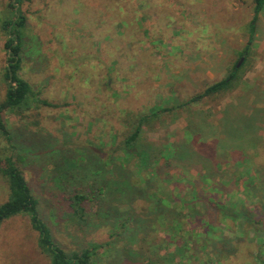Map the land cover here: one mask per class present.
Returning <instances> with one entry per match:
<instances>
[{"label":"rangeland","instance_id":"obj_1","mask_svg":"<svg viewBox=\"0 0 264 264\" xmlns=\"http://www.w3.org/2000/svg\"><path fill=\"white\" fill-rule=\"evenodd\" d=\"M9 1L0 0V23L10 16ZM253 6V0L22 2L20 76L56 106L22 114L8 109L2 116L24 154L18 166L62 248L101 243L94 264H264V63L256 68L254 61L263 51L246 49ZM5 38L0 28V101ZM242 56L231 90L180 105L227 77ZM141 117L146 169L136 154L122 156L124 139ZM5 142L0 135L1 155L9 153ZM187 142L198 160L160 167L162 160L153 161ZM203 158L213 160L216 184L201 183L208 172ZM98 168L106 182L123 168L143 189L130 201L128 229L118 226V217L80 228L65 214L66 196L90 188ZM210 184L217 191L210 192ZM148 191L166 203L153 209ZM7 193L0 177V203ZM174 218L178 225L170 223ZM139 220L145 231L136 228ZM36 240L27 216L5 220L0 264H49Z\"/></svg>","mask_w":264,"mask_h":264},{"label":"trees","instance_id":"obj_2","mask_svg":"<svg viewBox=\"0 0 264 264\" xmlns=\"http://www.w3.org/2000/svg\"><path fill=\"white\" fill-rule=\"evenodd\" d=\"M23 1L24 0H10V16L4 18L0 23V28L6 35L3 43V48L6 53V65L3 71V79L6 84V89L3 99L0 101V135L4 137L6 149L9 151L8 155L0 154V177L5 182L8 192L6 199L0 203V225L5 220L14 216H27L30 227L37 233V247L40 252L48 258L49 264H94L97 250L102 247L101 243L91 242L80 249H64L55 240L51 229L42 217L39 200L33 195L23 171L18 166V161L22 162L24 159L22 150H19V142L12 130L6 126L3 120L2 114L8 109L22 114L38 105L56 106L45 99L37 97L31 85L20 76L23 59L24 30L26 27V17L20 10V5ZM253 2V13L248 23L250 37L246 49H248L255 31L258 13L264 5V0H253ZM243 58L242 56V60ZM237 63L238 61L234 63L233 71L227 77L213 82L205 87L203 91L189 97L180 105L196 104L204 97L231 90L235 85L236 71L239 69V67L236 66ZM240 64L242 65L243 62ZM154 113L156 112L154 111L153 114ZM145 119L146 117L139 118L135 128L124 139L122 156L126 158L127 156L136 154L138 165H143L146 169L150 162V153L147 150V145L142 143L140 135L142 130L141 126ZM191 130L193 131L194 128ZM148 144L149 147L152 146V144ZM180 147L181 148L175 150L174 153L166 148L165 151L162 152L163 155L154 158L153 161L158 164L159 161L162 160L158 165L160 167L166 166L167 161L188 160V162H190L195 159L190 143L187 142V144L181 145ZM149 150L151 149L149 148ZM118 160L120 163L119 166H123L120 157ZM203 160L207 162L208 172L202 176L201 183L204 184L205 180L215 182L216 184L215 169H213L214 167L211 165V161L213 160L209 158H203ZM109 163L110 161L106 164ZM117 170H121L117 179L112 182H106L100 177L103 175L102 168H98L95 172H92L94 175H92L93 177L91 180L88 179L87 175L85 177V179L89 180L91 183L90 188L84 189L83 187L80 191L73 190L72 193L66 196L67 211H65V214L71 222L76 226H80V228H87L90 227L93 221L101 222V220H106L108 217H118L120 223L119 225L117 223V225L120 228H129L128 223L131 222L130 213L128 212V210H130V201L134 196L137 197L138 193L143 189L130 183L125 173L122 171L124 170L123 168ZM147 172L154 175L156 174V169ZM96 174H98L99 177H95ZM255 174H260V171L255 170ZM57 182L59 184L63 183L61 180H57ZM148 182L149 181H145L147 187L149 186ZM211 184L208 186V190L210 192L217 191V186ZM202 188L204 189V185ZM202 188L200 187L203 191ZM246 188H248L247 184ZM220 193L221 189L217 194ZM196 194V198L202 197V195H200L201 197L199 196V192L197 191ZM112 196H117L118 200L116 199V205H114L111 200ZM154 196V192L149 193L148 191L145 198H149L153 203V209L158 210L159 206L166 203V201ZM92 204L96 206V209L93 211H91L93 207ZM181 205L183 207L184 202H181ZM261 211L264 212V208H261ZM245 213L241 214L242 218H245ZM163 218L165 219V217ZM236 218H240V216ZM175 220L178 225L180 223L179 218L170 219V223H174ZM135 224L136 228L139 230L145 231L148 228V225L142 220L136 221ZM179 227L181 226L179 225Z\"/></svg>","mask_w":264,"mask_h":264},{"label":"crops","instance_id":"obj_3","mask_svg":"<svg viewBox=\"0 0 264 264\" xmlns=\"http://www.w3.org/2000/svg\"><path fill=\"white\" fill-rule=\"evenodd\" d=\"M252 44V45H251ZM251 48L256 46L258 50H260L263 54L255 55L254 61H256V68L259 63H264V5L261 11L258 13L257 22L255 25V31L250 42ZM259 70V69H257ZM258 73V71H256Z\"/></svg>","mask_w":264,"mask_h":264},{"label":"water","instance_id":"obj_4","mask_svg":"<svg viewBox=\"0 0 264 264\" xmlns=\"http://www.w3.org/2000/svg\"><path fill=\"white\" fill-rule=\"evenodd\" d=\"M242 62V58L239 59L238 63L236 64V66L238 67L240 65V63Z\"/></svg>","mask_w":264,"mask_h":264}]
</instances>
